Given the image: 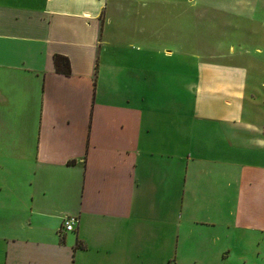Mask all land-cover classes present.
<instances>
[{"label":"crops","instance_id":"crops-1","mask_svg":"<svg viewBox=\"0 0 264 264\" xmlns=\"http://www.w3.org/2000/svg\"><path fill=\"white\" fill-rule=\"evenodd\" d=\"M137 2L0 0V264H264V62L184 82Z\"/></svg>","mask_w":264,"mask_h":264},{"label":"rangeland","instance_id":"rangeland-1","mask_svg":"<svg viewBox=\"0 0 264 264\" xmlns=\"http://www.w3.org/2000/svg\"><path fill=\"white\" fill-rule=\"evenodd\" d=\"M143 12L147 33L124 37L135 48L149 43L151 58L165 59L184 82L195 79L198 63L264 62V0H148Z\"/></svg>","mask_w":264,"mask_h":264},{"label":"trees","instance_id":"trees-1","mask_svg":"<svg viewBox=\"0 0 264 264\" xmlns=\"http://www.w3.org/2000/svg\"><path fill=\"white\" fill-rule=\"evenodd\" d=\"M54 66L56 71L63 73V74H69L70 72V66L68 58L59 54H55L53 57Z\"/></svg>","mask_w":264,"mask_h":264},{"label":"built area","instance_id":"built-area-1","mask_svg":"<svg viewBox=\"0 0 264 264\" xmlns=\"http://www.w3.org/2000/svg\"><path fill=\"white\" fill-rule=\"evenodd\" d=\"M78 223V219L75 216L67 217L63 219V226L65 230H71Z\"/></svg>","mask_w":264,"mask_h":264}]
</instances>
